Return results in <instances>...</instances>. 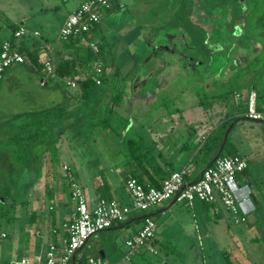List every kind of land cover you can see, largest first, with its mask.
Instances as JSON below:
<instances>
[{
	"label": "rangeland",
	"instance_id": "rangeland-1",
	"mask_svg": "<svg viewBox=\"0 0 264 264\" xmlns=\"http://www.w3.org/2000/svg\"><path fill=\"white\" fill-rule=\"evenodd\" d=\"M79 1L0 0V40L11 33V24H16L27 31L25 37L28 39L51 46L58 44V27ZM139 1L132 0V7L136 8L135 3ZM144 1L152 3L144 14H138L133 9L127 20L113 17L106 25L109 26L107 37L101 38L98 30L94 32V36L100 38L101 43H105L106 56L111 55L119 66V72L127 74L126 84H121L124 90L122 102L133 104L134 100L139 101L136 102L138 108L133 117L134 120L144 123V130L153 126L155 118L169 117L174 121H182L185 129L208 134L220 119L230 118L237 112L235 102L231 98L224 102H215L204 97L200 105L195 95L196 88L202 85L208 91L217 90L235 70L245 66L257 49V45L253 43L241 46L240 40L235 44L236 41L232 38L227 40V44L231 42L230 46L225 42L224 37L235 34L234 29H227L234 28V22L230 19L226 22L222 20L226 15L235 13L233 4L239 0H218V3L214 1L207 9L197 1L196 6L191 9L189 20L184 21L182 18L175 20L173 14H170L174 6L167 7L165 1ZM115 2L121 4L128 0H113ZM168 8L169 13L164 15L163 12ZM205 10H209V13L206 14ZM210 15L215 19L212 27L206 28L209 23L208 20L203 22V19L207 16L210 19ZM167 18L168 27L159 29L165 25ZM156 29L159 31L154 34ZM199 29L203 30L202 34ZM146 42L151 46L148 47ZM234 46L235 49L230 50ZM161 59L163 62H160ZM14 68L12 65L7 70ZM110 69L115 70V67L111 66ZM157 70H162L158 72L160 78H151ZM252 75L253 72H248L236 85L242 94L245 93ZM36 76V73L22 71L15 78L7 77L0 82V232L6 234V237H0V264H9L6 260L12 250V226L23 224V218L33 200L42 199L38 194L39 185L32 183L31 176H37L32 171L37 172L38 163L43 158L36 159L34 168H27L13 164L8 155L12 153L11 149H15L14 143L9 140L16 131L14 123L17 117L14 115L34 105L31 104L32 98L37 97L47 103L60 101L57 89L40 87ZM162 81L167 82V85L160 87ZM135 91L138 97L134 96ZM148 91H155L154 96L146 95ZM243 96L237 98L236 102L243 100ZM94 97L90 94V103L95 101ZM142 98L149 101L148 105L142 103ZM163 101L167 105L159 106ZM84 110L86 108L80 107L76 111L83 113ZM172 110L173 112H168ZM224 124L223 135L226 133V141L221 155L231 152L238 144L245 147L254 143L256 136L259 138L261 135L264 138V122L261 120L253 121L241 117L234 121L226 120ZM89 127L86 125L85 129ZM79 140L80 142L74 143L68 139V143L61 144L63 147H76L75 153H61L64 161L59 168L61 173L71 165L73 169L82 167L87 170L94 162V153H89L86 148L96 147V143L86 133H82ZM206 142L208 143L204 142L202 150ZM100 152L99 157L105 154ZM243 154L247 163L246 176L254 188L253 201L257 203L245 222L233 223L230 214L220 203L213 207L198 201H193L191 206L184 202H173L162 214L152 217L155 225L154 237L157 238L153 253L139 249L131 251L125 259L123 255L128 252V248L124 243L126 237L124 238L123 232L111 229L95 233L94 237L107 249L106 261L110 264H225L220 252L226 250L230 251L231 264H264V155L260 154L262 157L251 159L253 154ZM17 167V170L21 168L19 174L15 170ZM84 176L80 173L78 178L84 179ZM67 178L70 181L71 178ZM154 207L151 206L150 209ZM88 250L87 246L82 247L76 259L88 255ZM165 252H168L167 257H164ZM74 264H78L77 261ZM81 264H86V261Z\"/></svg>",
	"mask_w": 264,
	"mask_h": 264
},
{
	"label": "crops",
	"instance_id": "crops-1",
	"mask_svg": "<svg viewBox=\"0 0 264 264\" xmlns=\"http://www.w3.org/2000/svg\"><path fill=\"white\" fill-rule=\"evenodd\" d=\"M81 1L83 0H80L78 4ZM133 4L134 3L132 2V0H128V2L121 4L116 2L113 3V7L111 10L102 13L98 23L94 28V32L98 30L99 36L101 38H105L109 34V26L107 27L106 25H108L112 21L113 17H117L123 20L126 18L128 19V16L129 14H131L133 9H135L138 14H144L148 10V8L152 6V3L144 0L135 3L137 4L136 8L132 7ZM139 9L145 11L143 12ZM168 21L169 20L167 18L165 25H163L160 29H162L163 27H168ZM26 39H28V37H26ZM94 39H96V37ZM146 44L148 45V47L151 46V44L147 42ZM58 45L62 44H54V47ZM51 47V44H42L36 41L38 59L42 50H47L48 52H50L52 49ZM82 53V48H79L76 53L71 47L62 48V57L67 60L72 58L73 61L77 62V60L80 59L78 57H81ZM160 62H163V60L161 59ZM14 66L15 68L11 69L10 71L7 70L8 68L5 69L2 77L0 78V82L5 80L7 77L15 78V75L17 76L22 71H27V73L29 74L36 73L37 84L40 87L45 89L55 88L57 89L60 96V101L57 103L49 101L47 103L45 101H40V99H38L37 97L34 99L32 98L31 104L34 105H32L31 107L29 106V109H25L22 111L20 110L19 113L14 115L15 117H17L14 123L16 129L26 121L29 114L49 109L55 104H67L69 106L68 109L75 110L74 112L71 111L69 114L65 115L60 122L53 126L52 134L49 136L50 139H48L46 143L47 148H45V143H43L42 148H36L32 149V151H29V153H38L37 158H43V161L38 163L39 169H37V172L32 171V174H35L37 176H31V180L33 181L32 183L35 182L39 185L38 194L40 197L42 196V199L38 198L33 200V203H31L32 205L29 206V209L27 210L23 218L24 223L13 225L11 228L12 250L10 256L6 260V263H9L10 261L18 258L25 257L30 261L42 264L46 255L50 251L57 255L62 249L63 240L66 237L65 224H67V222L69 221V218L73 211L69 196L70 183L75 181L74 183L78 185L80 191L82 193L84 192L83 195L88 208L93 207L95 200L98 197L115 199L121 205H127L129 203V199L123 188V182L126 175L129 174L130 163H127L125 154L121 153V151L118 150V144L116 145L115 142L110 140V138H106L103 134V130L99 127L97 131H94L92 130L91 124H84L83 113L80 111H76L78 108H80L81 105L79 102L74 101L75 92L74 90L66 87L62 82L64 78L82 76V73L79 72V69L76 65L73 70L74 72H72L71 74H65L62 77L56 75L52 79L46 77L40 67H36L29 62H21L19 64H15ZM111 66L115 67V70L110 69ZM104 71L116 77H123L127 75L123 71L119 72V66L116 65L115 59H113L111 55H108L106 58ZM156 72L152 74L151 78H160L158 72H162V70H157ZM59 85L66 88H60ZM163 85H167V82L162 81L160 87H164ZM240 92L243 93L242 91ZM107 93L108 89L99 88V91L97 93L90 94H92V96H95V100H101ZM145 94L152 96L153 94H155V91H148ZM137 95L138 93L137 91H135L134 96L138 97ZM143 96L144 95L142 94L141 97ZM142 99V103L148 105L149 101L145 98ZM136 102L138 103L139 101L136 99L134 100L133 104H124L123 102H121L119 106L115 107L116 111L119 114L127 117L130 120L131 126L143 137L146 144L152 147V155L154 156L155 161L150 164L143 165L144 171L150 174L151 177L137 175L136 178L150 185H160L161 180L170 171L177 170L182 167H186L189 170V177L187 181H190V178L193 176L197 177L202 167L210 163L217 153H203L202 146L206 141L207 134L196 133L194 129H185L182 121H174L169 117L155 118L153 126L151 128H147V130H144V123L138 120H134L133 117L134 111L138 108V105L136 106ZM91 103L95 105V101ZM108 104L110 105L109 102ZM131 111L132 114H130ZM261 121L264 122V120ZM86 125L90 126L89 129H85ZM82 133L88 134L90 136V140H93L97 145L96 147L90 146V148H86L89 153H94V162L91 164V166H89V169L87 170L82 169V167H79L80 169H73L71 165L64 170V173H61L59 168H61V166L64 164L61 153H75L76 151V147L74 145H69L68 148V146L63 147V143H68V139L69 141L71 140V142L74 143L80 142L79 136ZM201 136H203L204 139H200ZM164 140L167 142L163 143ZM50 141L52 142V144ZM103 143H105V146L103 145ZM99 151H101L100 153L105 154L100 155L99 157ZM243 152L253 154L251 155V159L262 157L260 154L264 155V138H262L261 135L259 138L258 136H256L254 143H251L250 145H247L245 147L238 144L232 149L231 152L225 155H229L232 153L244 155ZM50 153L54 154L50 155ZM81 153H83V150L81 151ZM37 158L31 161L29 157L26 167L34 168ZM18 168L19 167H17L15 170L19 174L21 173V168L20 170H17ZM246 170L247 166L242 172L236 175L235 183L238 187L236 193L238 199L240 200L242 198H245V201L242 202V206L246 210L245 216L247 217L249 213L255 210V206L257 205V203L253 201V198L255 196H253L252 190H254V188L251 185L249 178H247L246 176ZM80 173H83L85 175L83 177L84 179L78 178V175ZM67 176L70 177L73 181H71V179L70 181H68L69 179L67 178ZM40 202L41 205L39 204ZM18 203H20V201ZM26 203H29L28 200H26ZM172 203L173 202L170 201L166 205H157L153 209L149 208L143 213L140 212L130 214L123 221L115 222L110 227L104 230L118 229L120 232H123L124 238L128 237L139 227L143 215L153 217L156 214H162L163 211ZM217 203L220 202L215 201L213 204L206 205L215 207ZM37 206L40 208H38ZM254 219L255 218H253V221ZM0 237H6V234L0 232ZM152 240L154 242L157 241V238L154 237V233ZM84 246H87L89 248V250L87 251L88 255H97L102 259H105V253L107 249H105V245H101V243L94 237V235L91 236L84 243V245L75 252L74 257L77 256L78 251ZM50 247H53V249L51 250ZM99 251L102 255L99 254ZM167 253L168 252L164 253V257L168 256ZM73 263H75V261Z\"/></svg>",
	"mask_w": 264,
	"mask_h": 264
},
{
	"label": "trees",
	"instance_id": "trees-1",
	"mask_svg": "<svg viewBox=\"0 0 264 264\" xmlns=\"http://www.w3.org/2000/svg\"><path fill=\"white\" fill-rule=\"evenodd\" d=\"M159 1H165L167 3V7L169 8L171 6H174L173 10L170 13L173 14L172 16H174L175 20H181L182 18L183 21L189 20L191 9L192 7L194 8L196 6L197 1L200 2L199 4L201 6L204 5L206 9L211 2H220L218 0ZM233 6L236 9L235 13L233 15H226V18L222 20L226 22V20L230 19L232 22H234V28L228 27L227 29H230L232 31L234 29L235 34L227 35L226 37H224L226 44L228 38H232L235 39V44L237 43V40H240L241 46L253 43L257 45V49H255L254 53L251 55L250 60L246 62L245 66L243 68L235 70L223 84V86H220L217 90L208 91L202 85L198 86L195 90V95L198 100L197 102L200 105H202V99H204V97H208L210 98V100H213L215 102H224L228 98H231L235 102L237 112L235 114H232L230 118L225 117L224 120L220 119L219 122L213 128H211L206 136V141H208V143L206 142L207 144L203 150V153H216L218 148L220 147L218 157L224 156L220 154L221 149L223 148L226 141V139L222 141V136L225 128L224 122L226 120L234 121L241 117H244L246 109L245 101L243 99L239 102H236L237 98L246 95L250 90H252L255 95V108L258 110L261 109V104L264 102V0H239V2H235ZM169 8L167 10L165 9V11L163 12L164 15H167V13H169ZM205 11L206 14L209 13V10ZM207 17L203 19V22H205V20H208L209 26L206 28H211L213 24L212 22L215 18L213 15L209 16L210 19H207ZM200 19H202V17ZM95 26L96 24L89 32V38L91 39L95 38L93 33L95 30ZM18 27L19 26L16 24H11V33L7 37H4V39L9 40L12 47L23 54L24 60L22 63L29 62L36 67H40V64L37 61L38 55L36 50V41L33 39H26L25 36L15 38L13 36V32ZM159 29H156L154 34L157 33ZM199 31H201L200 34L203 33L202 29H199ZM2 40H0V42ZM94 41L97 45L96 53L92 52L88 47L81 45L75 38H69L65 41H60L62 45H58L56 47H54L53 45L51 49V56L55 62V73L59 77H62L65 74H71L72 72H74L73 70L75 68V65L78 67L79 72L82 73V76L77 79L76 86L70 89L74 90L75 92L74 101L79 102L81 105L80 107H82L83 109L86 108L87 110H84L83 112L84 124H91L92 130L94 131H97L99 128L102 129L103 134L106 138H110V140L115 142L116 145L118 144V150L121 151V153L125 154L127 163H130V171L129 174L126 175L125 179L127 177L136 178L137 175L151 177L150 174L144 171L143 165L150 164L155 161L154 156L152 155V147L148 146L143 137L136 130H134V128L130 124V120L127 117L119 114L115 109V107L119 106V104L122 102V94L124 90L121 84H126V76L116 77L104 71L105 61L108 56H106L104 52L105 43H101L100 38L98 37H96ZM207 43L208 42L206 41V44ZM229 43L231 44V42ZM229 43L227 44V46H230ZM235 46L233 48L231 47L230 50H234ZM63 47H71L75 53L79 48H82V56L78 57L80 59L77 60V62L73 61L72 58L68 60L64 59L62 57ZM215 52L219 53L218 51ZM95 57L99 58L102 62V71L99 75L100 82L97 85L94 84V81L88 71L91 62ZM248 72H253V75L250 79V82L248 83L245 93L242 94L237 90L236 85L238 84L239 80L243 78ZM99 88L108 89V93L104 95L103 99L95 100L94 105L90 103V101L88 100V96L90 93H97L99 91ZM235 93H238L239 96L234 99ZM108 102L110 103V105L108 104ZM158 105L163 106L167 105V103L163 101ZM68 107L69 106L67 104H55L49 109L28 115L26 121L22 123L9 137V140L12 141L15 146V149H11V151L13 150L12 153H8L9 158L13 162V164L26 166L28 158L30 157V160L32 161L37 158L38 154L29 153V151H32V149L36 148H42L43 143H45V148H47L46 143L47 140L50 139L49 136L52 134L53 126L60 122L65 115L69 114L71 111H75L74 109H68ZM168 112H173V110ZM164 142L167 141L164 140L163 143ZM211 163L212 161L205 166L210 165ZM194 178L196 177L193 176L190 179L193 180ZM136 179L141 183H145L138 178ZM152 186L158 187L159 185ZM203 204L206 205V203ZM148 243L151 246V250H148L146 247H141L137 250L141 249L139 251L153 253V245L155 244V242L151 239ZM220 254L225 264H231L232 261L230 251L223 250L220 252ZM87 256L89 255H86L85 257L82 255L77 259L76 257H73L75 258L73 259V261H77L78 264H81V262L85 261Z\"/></svg>",
	"mask_w": 264,
	"mask_h": 264
},
{
	"label": "built area",
	"instance_id": "built-area-1",
	"mask_svg": "<svg viewBox=\"0 0 264 264\" xmlns=\"http://www.w3.org/2000/svg\"><path fill=\"white\" fill-rule=\"evenodd\" d=\"M113 7V0H83L61 22L57 31V39L65 41L75 38L78 42L88 47L92 52H97L94 39L89 38L90 31L98 23L101 15ZM27 31L18 27L14 32L15 38L25 36ZM24 56L12 47L9 40L0 42V78L8 67L23 62ZM43 74L48 78H54L55 62L51 53L42 50L37 58ZM94 84H99V75L102 71V62L95 57L88 69ZM74 77L64 78L63 84L68 88H74L77 84ZM239 96L234 94V99ZM246 109L244 117L250 120H264V102L261 109L255 108V95L250 90L243 96ZM200 139H204L203 136ZM247 166L246 158L240 154L224 155L216 157L210 165L204 166L197 177L187 181L189 170L182 167L169 172L158 187L148 183H141L134 177H127L123 182V188L128 196L129 203L121 205L115 199L98 197L93 207L88 208L83 193L74 183H70L69 196L73 211L67 224H65L66 237L63 240L61 251L55 255L50 251L42 264H73L75 252L95 233L110 227L115 222L123 221L133 213H143L151 206L160 205L163 202H184L191 205L193 201L213 204L219 201L230 214L235 224L246 220V210L242 206L245 198L238 199L236 193L238 187L235 177ZM154 220L148 215H143L139 227L125 238L128 252L123 255L127 259L131 251L146 247L151 250L149 241L154 233ZM52 250L53 247H50ZM86 264H110L97 255L86 257ZM9 264H39L25 257L18 258Z\"/></svg>",
	"mask_w": 264,
	"mask_h": 264
},
{
	"label": "water",
	"instance_id": "water-1",
	"mask_svg": "<svg viewBox=\"0 0 264 264\" xmlns=\"http://www.w3.org/2000/svg\"><path fill=\"white\" fill-rule=\"evenodd\" d=\"M225 137H226V133L223 135V140L225 139ZM219 150L220 149H218V151H217L216 155L213 157L212 161L218 156ZM99 254L102 255L100 251H99Z\"/></svg>",
	"mask_w": 264,
	"mask_h": 264
}]
</instances>
